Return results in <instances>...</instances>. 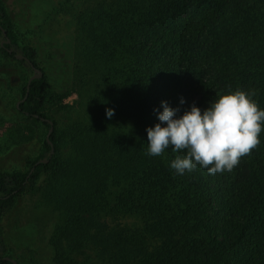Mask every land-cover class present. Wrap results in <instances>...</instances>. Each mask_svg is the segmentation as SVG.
I'll list each match as a JSON object with an SVG mask.
<instances>
[{"label": "trees", "instance_id": "1", "mask_svg": "<svg viewBox=\"0 0 264 264\" xmlns=\"http://www.w3.org/2000/svg\"><path fill=\"white\" fill-rule=\"evenodd\" d=\"M73 40L71 65L47 42L19 43L0 0V96L18 93L16 115L52 126L26 170L0 169V264L17 260L2 220L25 195L56 214L51 264H84L67 247L89 244L111 264H264V131L230 172L183 175L169 162L184 153L149 156L146 134L162 100L182 114L242 89L264 108V0L102 1L75 15ZM71 91L82 112L60 127ZM129 214L141 225L102 221Z\"/></svg>", "mask_w": 264, "mask_h": 264}, {"label": "rangeland", "instance_id": "2", "mask_svg": "<svg viewBox=\"0 0 264 264\" xmlns=\"http://www.w3.org/2000/svg\"><path fill=\"white\" fill-rule=\"evenodd\" d=\"M102 1L107 0H4V3L17 31L19 43L25 39L47 42L71 65L76 55L73 40L75 15ZM17 96L18 93H11L9 89L0 96L2 106L7 105V112L0 113V169L26 170L27 159L39 152L48 132L41 122L23 120L15 114L12 102ZM78 100L76 91H71L63 99L62 102L68 107L64 110L67 112L57 113L60 127L82 112ZM7 113L13 114L17 120L15 127ZM9 128L16 129L14 135L9 132ZM102 221L110 227H137L142 223L138 216L130 214L107 215ZM55 222V212L41 201L27 195L19 197L2 220L6 246L3 253L14 255L17 259L15 264H51L47 239ZM153 242L151 240L150 244ZM67 251L84 264H111L101 258L90 244L79 252L68 247Z\"/></svg>", "mask_w": 264, "mask_h": 264}, {"label": "clouds", "instance_id": "3", "mask_svg": "<svg viewBox=\"0 0 264 264\" xmlns=\"http://www.w3.org/2000/svg\"><path fill=\"white\" fill-rule=\"evenodd\" d=\"M254 96L251 90H228L207 108L202 110L193 102L182 114L179 106L162 100L159 109H153L158 122L146 128L147 155L183 152L169 162L178 175L198 166L210 174L230 172L259 145L264 131V108ZM184 104L181 97L179 105ZM105 115L111 119L114 109L107 108Z\"/></svg>", "mask_w": 264, "mask_h": 264}, {"label": "water", "instance_id": "4", "mask_svg": "<svg viewBox=\"0 0 264 264\" xmlns=\"http://www.w3.org/2000/svg\"><path fill=\"white\" fill-rule=\"evenodd\" d=\"M16 56H17L18 58L22 57L20 54H17ZM32 67H33V66H32ZM32 69H33V73L28 77V80H27V83H26V92H27V89H28V87H29V82H30V80H31L32 78H34V77H37V76H40V75H41V71H40V69H38V68H36V67H33ZM17 104H18V102H16V105H17ZM51 129H52V126L49 127L48 132H47V136H48L49 132L51 131ZM46 160H47V159H41L40 161L45 162ZM12 264H15V261H14V260H12Z\"/></svg>", "mask_w": 264, "mask_h": 264}]
</instances>
